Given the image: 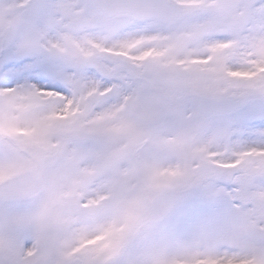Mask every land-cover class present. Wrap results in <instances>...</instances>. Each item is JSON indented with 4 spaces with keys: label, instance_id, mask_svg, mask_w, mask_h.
<instances>
[{
    "label": "snow or ice",
    "instance_id": "snow-or-ice-1",
    "mask_svg": "<svg viewBox=\"0 0 264 264\" xmlns=\"http://www.w3.org/2000/svg\"><path fill=\"white\" fill-rule=\"evenodd\" d=\"M0 264H264V0H0Z\"/></svg>",
    "mask_w": 264,
    "mask_h": 264
}]
</instances>
